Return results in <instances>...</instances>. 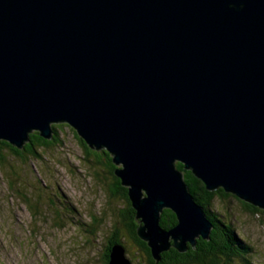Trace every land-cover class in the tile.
<instances>
[{"label": "water", "instance_id": "obj_1", "mask_svg": "<svg viewBox=\"0 0 264 264\" xmlns=\"http://www.w3.org/2000/svg\"><path fill=\"white\" fill-rule=\"evenodd\" d=\"M58 123L111 155L156 262L212 228L175 163L264 211V0H0V142Z\"/></svg>", "mask_w": 264, "mask_h": 264}, {"label": "rangeland", "instance_id": "obj_2", "mask_svg": "<svg viewBox=\"0 0 264 264\" xmlns=\"http://www.w3.org/2000/svg\"><path fill=\"white\" fill-rule=\"evenodd\" d=\"M62 132L58 142L36 151L39 157L0 148V264H103L122 206L110 194L111 178L85 154L74 130ZM212 208L229 210L256 262L264 264V214L250 215L233 198L216 199ZM129 256L147 264L136 248Z\"/></svg>", "mask_w": 264, "mask_h": 264}, {"label": "trees", "instance_id": "obj_3", "mask_svg": "<svg viewBox=\"0 0 264 264\" xmlns=\"http://www.w3.org/2000/svg\"><path fill=\"white\" fill-rule=\"evenodd\" d=\"M67 126L68 125L65 123L51 125L53 130L52 142L59 141V136L61 137L63 133L62 129H69V126ZM74 133L80 145L85 150V154L93 157L94 163L101 166L105 173L111 178L110 194L112 197H115L122 206L119 212L121 221L116 223L114 227L113 235L109 239V244H107L103 264H108L110 250L112 246L117 243L123 245L126 250V255L130 260V249L136 248L140 256L146 260L147 264H259L256 262L253 247L247 243L240 235L237 228L234 227L233 222L228 216L230 214L229 210L227 209L222 214H219L212 208V205L216 199L218 202L223 203L224 200L233 198L238 200L240 205L244 207L246 212L250 215L264 214V211L238 199L232 194L224 192L222 189L208 191L204 184L197 179L190 170L184 169L180 163H175V166L182 173V178L193 200L204 209L212 228L208 239L204 240L202 238H197L194 247L187 245V252L179 253L171 248L169 251L162 252L160 254V260L156 262L152 258L147 244L137 237L136 229L138 225L135 220V211L128 199L127 189L121 186L120 180L114 175V170L117 167L112 163L111 155L104 150L97 151L88 148L81 138L77 136L75 131ZM37 139H40L38 133L31 132L28 135V142L23 145L22 149H17L3 141L0 142V148L6 147L16 154H19V156L23 153H27L30 157H39V153L36 151L44 150L47 144L46 141L43 140H41L43 143H36ZM48 144L50 143L48 142ZM3 161L4 160L0 158V165L4 163ZM56 199L55 203L59 201L57 197ZM67 213L71 214L72 212ZM176 223L175 215L170 210L164 209L160 215L161 228L169 230L174 227ZM90 225V227L87 225V232L92 235L91 231L96 229V225L95 222ZM124 240L130 241L132 245L127 247ZM136 263L139 264L138 262Z\"/></svg>", "mask_w": 264, "mask_h": 264}, {"label": "flooded vegetation", "instance_id": "obj_4", "mask_svg": "<svg viewBox=\"0 0 264 264\" xmlns=\"http://www.w3.org/2000/svg\"><path fill=\"white\" fill-rule=\"evenodd\" d=\"M52 139H53V138H52ZM41 140L46 141V144H48V142H49V143L52 142V140H44L43 138L40 137L39 140H38V139L36 140V143H39V142L43 143V141H41ZM106 248H107V244L105 245V251L107 250ZM105 251H104V253H105ZM104 256H105V254L102 256V259H101V260L104 259Z\"/></svg>", "mask_w": 264, "mask_h": 264}, {"label": "clouds", "instance_id": "obj_5", "mask_svg": "<svg viewBox=\"0 0 264 264\" xmlns=\"http://www.w3.org/2000/svg\"><path fill=\"white\" fill-rule=\"evenodd\" d=\"M54 125V124H53ZM40 137V136H39ZM50 140H52V139H50ZM4 142V141H3ZM26 144V143H25Z\"/></svg>", "mask_w": 264, "mask_h": 264}]
</instances>
